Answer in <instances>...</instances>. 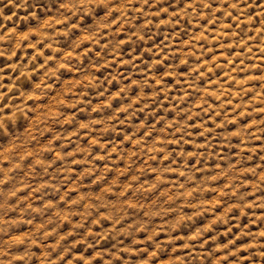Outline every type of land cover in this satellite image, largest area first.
I'll return each mask as SVG.
<instances>
[{"label":"clouds","instance_id":"clouds-1","mask_svg":"<svg viewBox=\"0 0 264 264\" xmlns=\"http://www.w3.org/2000/svg\"><path fill=\"white\" fill-rule=\"evenodd\" d=\"M0 264H264V0H0Z\"/></svg>","mask_w":264,"mask_h":264},{"label":"rangeland","instance_id":"rangeland-1","mask_svg":"<svg viewBox=\"0 0 264 264\" xmlns=\"http://www.w3.org/2000/svg\"><path fill=\"white\" fill-rule=\"evenodd\" d=\"M242 255H244V254L242 253Z\"/></svg>","mask_w":264,"mask_h":264}]
</instances>
